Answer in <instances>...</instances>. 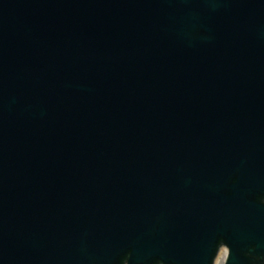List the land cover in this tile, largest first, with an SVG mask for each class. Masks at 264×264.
I'll return each mask as SVG.
<instances>
[{"label":"water","instance_id":"obj_1","mask_svg":"<svg viewBox=\"0 0 264 264\" xmlns=\"http://www.w3.org/2000/svg\"><path fill=\"white\" fill-rule=\"evenodd\" d=\"M224 256L264 264V0H0V264Z\"/></svg>","mask_w":264,"mask_h":264}]
</instances>
